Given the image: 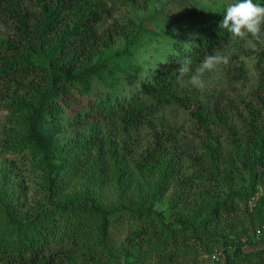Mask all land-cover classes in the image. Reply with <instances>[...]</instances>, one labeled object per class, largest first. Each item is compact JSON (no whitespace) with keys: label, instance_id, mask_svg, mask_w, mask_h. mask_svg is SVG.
<instances>
[{"label":"trees","instance_id":"trees-1","mask_svg":"<svg viewBox=\"0 0 264 264\" xmlns=\"http://www.w3.org/2000/svg\"><path fill=\"white\" fill-rule=\"evenodd\" d=\"M125 2L131 16L121 20L109 0H0V22L12 31L0 37V108L9 126L0 135L14 136L0 151L33 149L39 158L28 159L42 174V197L29 206L12 179L1 186L0 264H119L112 227L137 262L197 264L194 249L211 254L215 246L223 247L224 264L261 262L264 246L255 248L264 232L258 239L248 228L264 231V192L252 214L248 202L264 189V52L256 56L261 85L251 100L238 101L243 113L219 96L202 104L178 93L188 75L178 79L175 71L186 57L194 70L206 55L245 41L219 27L233 0H191L197 12L177 25L178 10L161 8L144 21L136 1ZM162 18L171 28L149 27ZM252 41L264 42V29ZM173 106L189 112L201 139L174 127L160 131L157 115ZM211 125L222 127L223 139ZM80 181L101 195L64 194ZM170 188L169 207L157 209ZM240 214L250 224L232 239L236 221L219 225Z\"/></svg>","mask_w":264,"mask_h":264},{"label":"rangeland","instance_id":"rangeland-1","mask_svg":"<svg viewBox=\"0 0 264 264\" xmlns=\"http://www.w3.org/2000/svg\"><path fill=\"white\" fill-rule=\"evenodd\" d=\"M113 1L118 9L120 10L121 14H117V19L123 20L125 17L126 19L131 16V13L129 12V9L126 5V0H109ZM136 1V7H137V13L140 15L142 20L149 21L150 15H153L155 11L164 8L167 9L166 15L171 13L172 11L178 10L177 18L175 17L173 20L176 21V25L181 22V20L187 19L190 20L191 15L195 14L197 12V7L194 6V4L191 3V0H151L150 5L147 6V2L145 0H135ZM150 6V7H149ZM149 8V9H148ZM119 10H116L117 13ZM148 10V11H147ZM179 17V18H178ZM180 21V22H179ZM149 27H160L162 29L171 28V23H167V21L162 18L161 22H157L156 24H149ZM12 33L11 30L7 28V26H3L0 22V37H6L8 34ZM262 42V41H261ZM255 44L252 39H246L244 42L241 43V45L233 47V46H224L222 49L217 51L214 54H221L227 56L228 63L226 64H220L217 66V68L211 72H205L202 80L204 81V87L203 88H194L191 84L188 83V80L190 78V75H188L185 79L181 80L179 82L178 86V93H181L183 95H190L191 98L200 99L202 104H213L216 97H221L223 101L226 102H232L235 106V110L238 112L243 113V108L238 104L239 100L242 101H248L252 98V93L254 91H257L259 88V85H261L260 81V70H258L256 66L257 58L256 56L258 53L264 52V42ZM261 71L264 73V64L261 66ZM1 92H3L2 87L0 86V103H2V95ZM13 92V91H12ZM4 93H6L4 91ZM264 99V86L261 90V94L259 95ZM220 99V98H219ZM7 101V100H5ZM9 101V100H8ZM7 101V102H8ZM222 102V101H221ZM224 104V103H222ZM8 116V113L4 111L2 108H0V132H3L4 129L7 132L9 126L7 125L6 117ZM156 118V122L158 124V128H160V131L162 130H168L170 127H174L177 129H180L183 133V138H189V140H196L202 138V133L197 131L194 128V125L192 123L191 116L188 111L182 110L178 107H168L163 109ZM233 122V120H230ZM235 125H238L236 123ZM110 128L112 129V132H117L115 128L111 125ZM21 129V128H19ZM211 129L221 138L223 139L225 136V132L220 126L211 125ZM24 129L22 128L17 135L15 136V141H18L20 137L24 134ZM142 132V136L150 135L147 131L140 130ZM74 133L68 132L60 136L59 140L60 142L66 143L69 142L72 138ZM63 137V139H61ZM12 139L14 141V136L11 132H9V135H6L3 133L0 135V145L2 143L3 139ZM193 138V139H192ZM196 138V139H195ZM197 140V141H198ZM30 151L33 155H35V152L33 149H28L24 151L19 152H1L0 151V192H1V186L2 184H8L6 182H10L11 179L14 181L16 187L19 188L20 192H25V200L26 205L29 206V202L32 203L34 201H37L42 197L39 195L41 192L38 188H36V184L38 183V177H41V171L35 169V166L33 165V162H31L28 157H31L32 155L28 152ZM92 152V150H91ZM33 157V156H32ZM39 158V155L36 157H33V160H36ZM102 161L105 163H108L107 156L104 155L102 158ZM108 165V164H107ZM94 169H90V173ZM95 171V170H94ZM100 175V172L97 171ZM92 176H95L91 174ZM98 182V181H97ZM87 189L92 190V193L94 195H101L98 188L93 185H87L86 181H80V182H73L71 187H69L68 190L64 192L66 196H80L83 194V192ZM172 188L168 190L166 193V196L162 198V203L157 204V209H166L169 207V200ZM264 189L261 187L259 188L258 193L248 202V213L252 214V210L255 206L256 201L259 199V197L263 194ZM110 195L108 197H112V193L107 192L106 195ZM25 195V194H24ZM105 195V196H106ZM128 197V196H126ZM125 197V198H126ZM17 199V197H15ZM23 201V199H22ZM130 201V200H129ZM241 214L238 215V217L231 218L230 221H224V226L219 225V229L221 227H225L227 223L231 224L234 221H236L237 227H236V234L231 235L230 238H235L239 235H241L238 231L241 229L246 228L250 224V220H242ZM256 223V222H255ZM248 230V233L250 235H253L254 232L255 238L258 237L260 239V236H262L263 227H260L258 224H255V230ZM239 233V234H238ZM124 233L119 234L117 233L116 229L112 227L111 229V247L113 251L115 252L116 256L120 258L118 261L119 264H151L153 260H150L148 258H137L138 262L135 260L134 257L128 255L125 251L122 250V242L124 240ZM221 239V237H219ZM242 239L244 240V236H242ZM264 245L260 244L255 249H261ZM200 247H196L194 250L196 252H200L201 256L197 258V264H224L225 260L223 258V247L221 246H215L213 249V253L211 254L207 253V249L205 247H202V250ZM141 252V251H140ZM244 252L250 253L249 246H244ZM193 255V254H192ZM191 255V260L194 261L193 256ZM128 256V258H127ZM146 259V260H145ZM237 260V259H236ZM239 264H264V259L261 262H256V258L252 260L247 259H239ZM250 261V262H249Z\"/></svg>","mask_w":264,"mask_h":264},{"label":"clouds","instance_id":"clouds-1","mask_svg":"<svg viewBox=\"0 0 264 264\" xmlns=\"http://www.w3.org/2000/svg\"><path fill=\"white\" fill-rule=\"evenodd\" d=\"M219 27L226 30L233 40L261 41L262 29H264V5L254 3V0H233L228 4ZM228 57L219 53L206 55L202 61L192 69V59L184 58L179 62L178 79H183L191 73L188 83L194 88H203L202 77L205 72H211L220 64L228 63Z\"/></svg>","mask_w":264,"mask_h":264}]
</instances>
